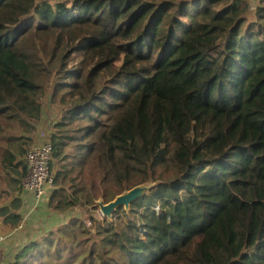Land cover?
Returning a JSON list of instances; mask_svg holds the SVG:
<instances>
[{
    "label": "trees",
    "instance_id": "1",
    "mask_svg": "<svg viewBox=\"0 0 264 264\" xmlns=\"http://www.w3.org/2000/svg\"><path fill=\"white\" fill-rule=\"evenodd\" d=\"M44 125L82 213L10 264H264V0H0V197Z\"/></svg>",
    "mask_w": 264,
    "mask_h": 264
},
{
    "label": "built area",
    "instance_id": "2",
    "mask_svg": "<svg viewBox=\"0 0 264 264\" xmlns=\"http://www.w3.org/2000/svg\"><path fill=\"white\" fill-rule=\"evenodd\" d=\"M235 1V0H232ZM48 127L45 125L37 134V142L30 149L25 157L26 172L20 180L22 189V196L27 202L34 200L33 209L37 207H44L43 204L53 196L56 190H61L62 194L59 196L58 201L68 209L77 211L79 215L82 213L81 207L74 204V192L67 184L57 186L55 176L51 170V162L53 155V144L49 139ZM31 211V212H32ZM30 212V213H31ZM98 219L103 215L98 207ZM30 215L24 217L21 224L17 229H23ZM86 226L91 227V222L84 220ZM5 236L0 235V264H10V257L5 249Z\"/></svg>",
    "mask_w": 264,
    "mask_h": 264
},
{
    "label": "crops",
    "instance_id": "3",
    "mask_svg": "<svg viewBox=\"0 0 264 264\" xmlns=\"http://www.w3.org/2000/svg\"><path fill=\"white\" fill-rule=\"evenodd\" d=\"M45 125L41 128H44ZM17 191L2 193L0 197V235L5 236V249L9 254L10 258L13 259L16 251L22 246L27 240L32 237H36L37 234L43 232L48 226L55 224L66 213H55L48 211L45 207H37L33 209L34 200H25L22 196V189L19 184L16 187ZM32 211V212H31ZM31 212V213H30ZM77 211L70 210V213L76 214ZM14 215H19L21 218L30 215L23 229H17L15 227L13 230L5 229L7 226V221L10 220ZM6 220V223H4Z\"/></svg>",
    "mask_w": 264,
    "mask_h": 264
},
{
    "label": "water",
    "instance_id": "4",
    "mask_svg": "<svg viewBox=\"0 0 264 264\" xmlns=\"http://www.w3.org/2000/svg\"><path fill=\"white\" fill-rule=\"evenodd\" d=\"M151 186L148 185H142L135 187L134 189L120 195L117 197L114 201L110 203H104L103 200H99L97 202V205L100 208V211L104 217H107L109 219H112L113 213L121 207H125L126 209H129L131 204L148 193L150 190Z\"/></svg>",
    "mask_w": 264,
    "mask_h": 264
},
{
    "label": "rangeland",
    "instance_id": "5",
    "mask_svg": "<svg viewBox=\"0 0 264 264\" xmlns=\"http://www.w3.org/2000/svg\"><path fill=\"white\" fill-rule=\"evenodd\" d=\"M250 1H253V0H250ZM96 215V214H95Z\"/></svg>",
    "mask_w": 264,
    "mask_h": 264
}]
</instances>
